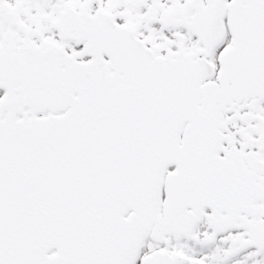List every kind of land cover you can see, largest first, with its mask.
<instances>
[{
    "label": "snow or ice",
    "instance_id": "snow-or-ice-1",
    "mask_svg": "<svg viewBox=\"0 0 264 264\" xmlns=\"http://www.w3.org/2000/svg\"><path fill=\"white\" fill-rule=\"evenodd\" d=\"M0 264H264V0H0Z\"/></svg>",
    "mask_w": 264,
    "mask_h": 264
}]
</instances>
